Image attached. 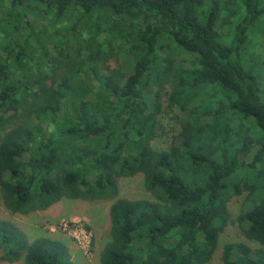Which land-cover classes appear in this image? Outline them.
Here are the masks:
<instances>
[{
  "label": "trees",
  "instance_id": "16d2710c",
  "mask_svg": "<svg viewBox=\"0 0 264 264\" xmlns=\"http://www.w3.org/2000/svg\"><path fill=\"white\" fill-rule=\"evenodd\" d=\"M5 2L0 191L7 209L26 214L63 198L110 197L120 178L143 174L153 198L112 204L101 264H208L240 196L250 206L238 220L256 245L225 243L223 263L264 264V0H0V7ZM34 9L72 19L67 38L54 41L60 56L46 48L52 32L42 30L51 19L37 26ZM116 55L128 63L111 67ZM166 84L169 105L184 119L171 147L157 150ZM18 112L27 119L13 126ZM0 250L1 261L80 264L66 243L29 241L5 219Z\"/></svg>",
  "mask_w": 264,
  "mask_h": 264
},
{
  "label": "rangeland",
  "instance_id": "374dc122",
  "mask_svg": "<svg viewBox=\"0 0 264 264\" xmlns=\"http://www.w3.org/2000/svg\"><path fill=\"white\" fill-rule=\"evenodd\" d=\"M9 2H5L3 7H0V16L5 11V6ZM8 6V5H7ZM35 12L30 18L38 26H45L47 21L51 19L43 11L34 9ZM72 19L68 22L67 19L49 21V25L44 28L45 33L52 32L48 37L46 48H49L51 55L55 57L60 56L57 49H55V40L59 41L65 37L64 26L71 25ZM58 31V32H56ZM43 37L46 36L43 34ZM52 37V39H51ZM261 43L264 42V37L260 35ZM65 48V47H64ZM63 48V50H64ZM260 49L264 51V45H260ZM41 55L37 53V56ZM114 56L109 60L111 67H120L128 63L122 56ZM44 61L46 59H43ZM131 61L129 60V63ZM185 67H191L190 62L184 63ZM171 88L170 84H166L162 94V113L160 114V123L158 129V138L153 141V146L157 150H168L175 140L177 134L181 129V122L184 119V112L178 107H171L168 102V92ZM21 99L29 97V94L21 93ZM27 118L22 112H18L13 122V126L23 124ZM151 197L152 194L146 189L145 178L143 174H137L130 177H122L118 181L117 194L96 199H74L63 198L61 201L50 206L47 209L35 210L29 213H12L4 205L2 194L0 191V220H10L17 224L19 228L25 233L29 241L36 238L49 236L59 239L66 243L73 254V259L80 264H101L100 255L111 238V218L110 208L112 204L119 198H141ZM232 209V217L229 225L225 228L220 236L218 250L214 258L208 264H224L222 260V253L225 243L244 240L251 245H256L250 242L244 235L238 217L246 211L250 203L244 196L234 197L230 203ZM3 252L0 250V256ZM0 264H25L24 258L13 261H1Z\"/></svg>",
  "mask_w": 264,
  "mask_h": 264
}]
</instances>
